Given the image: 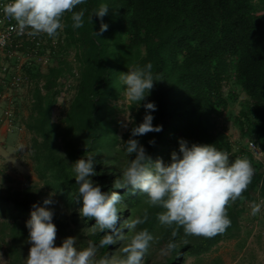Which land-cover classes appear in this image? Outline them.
Here are the masks:
<instances>
[{
	"label": "trees",
	"instance_id": "obj_1",
	"mask_svg": "<svg viewBox=\"0 0 264 264\" xmlns=\"http://www.w3.org/2000/svg\"><path fill=\"white\" fill-rule=\"evenodd\" d=\"M100 3L110 8L103 18L108 29L96 37L93 31L99 32L100 19L94 16L91 21L90 14ZM81 8L88 11L79 29L72 27L71 13H65L64 46L54 62L45 70L34 66L25 71L31 99L24 125L33 135V158L43 187L29 184L21 190L4 186V181L0 187V213L6 215L0 221V249L6 250L9 264H25L31 247L26 227L31 206L42 204L53 192L55 202L50 207L57 246L67 237H76V247H87L88 241L96 244L103 235L92 228L94 219L78 214L82 205L76 201L78 185L71 166L86 152L97 159L93 179L103 186L102 191H117L123 197L117 228L148 207L146 194L112 188L129 159L121 145L131 137L133 125L121 140L114 103L122 99L119 73L128 72L132 65H153L156 83L142 104L155 102L154 125H162L163 130L136 137L153 161L170 163L181 139L189 145L216 144L230 154L235 145L221 118L240 94L247 99L234 115V125L242 139L256 140L264 151V0H86L75 10ZM68 85L73 96L55 122L53 110ZM138 106V102L129 106L137 124L145 115L142 105ZM151 140L155 143L150 144ZM235 155L250 161L253 177L241 196L225 206L230 225L213 236L186 235L182 226L159 222L157 213L163 208H149V218L138 230L147 228L155 239L142 264H226L222 256L211 255L214 248L232 239L239 240L237 250H243L255 233L244 226L242 221L250 219L243 214L250 202L253 207L264 200V173L263 164L247 149L238 148ZM255 217L264 228V210ZM129 233L130 229H123L124 235ZM170 241L176 245L171 250L167 248ZM122 246L123 241L104 245L97 258L106 253L111 257Z\"/></svg>",
	"mask_w": 264,
	"mask_h": 264
},
{
	"label": "clouds",
	"instance_id": "obj_2",
	"mask_svg": "<svg viewBox=\"0 0 264 264\" xmlns=\"http://www.w3.org/2000/svg\"><path fill=\"white\" fill-rule=\"evenodd\" d=\"M85 2L86 0H7L0 11L17 22L16 26L21 33L29 30L33 36L46 33L49 37H54L58 35V30L65 27L63 18L66 12L71 13L74 29L83 27L85 12L88 10L75 9ZM109 11L107 3H100L92 9L91 21L94 16L100 19L99 32L93 31L94 36L98 37L107 31L108 25L103 18ZM71 55L69 59L73 62L74 54ZM128 69L126 73H119L123 92L118 103L126 106L138 102L137 108L142 105L145 115L142 122L137 124L132 112L124 107L121 126L127 128L129 124L133 125L131 137L121 145L129 159L125 161L121 174L112 182V188L126 189L133 195L137 192L146 194L145 203L148 207L143 210L142 215H132L117 228V214L120 212L118 205L122 203L123 197L117 191H102L103 186L93 179L97 176V159L94 154L86 152L85 156L71 166L78 185L76 201L82 205L78 214L83 218L94 219L92 228L100 230L103 235L96 244L88 241L87 247H76V237H67L57 246V227L53 222L54 211L50 207L55 202V194L50 193L42 204L37 202L31 206L30 219L26 222L29 230L27 243L31 247L28 257L24 259L25 264H142L155 237L147 228L138 230V226L147 222L148 209L157 206L164 209L157 213L159 222L167 226H182L186 235L213 236L230 225L225 206L229 201L240 197L251 183L253 169L250 161L246 157H236L230 161L229 153L218 149L216 144L189 145L183 139L179 141V151L171 154L170 163L166 164L162 159L153 161L144 145L136 139L149 132L159 133L163 130L162 125H154L153 113L158 110L155 102L142 104L156 83L153 65L149 62L145 65H132ZM72 96L73 91L70 89L65 98L62 99L60 95L56 107L62 101L65 104ZM243 140L245 149L252 153L248 149L247 140L256 144L257 141L249 137ZM149 143L154 144L155 141L151 140ZM257 145L264 155L262 148ZM256 160L263 164L264 173V160ZM261 207V203H254L253 214L260 212ZM125 228L130 229L128 235L123 234ZM175 234L174 231L173 235ZM121 241L123 246L114 255L110 257L106 253L97 258L100 247ZM175 246L170 241L167 248L171 250Z\"/></svg>",
	"mask_w": 264,
	"mask_h": 264
},
{
	"label": "rangeland",
	"instance_id": "obj_3",
	"mask_svg": "<svg viewBox=\"0 0 264 264\" xmlns=\"http://www.w3.org/2000/svg\"><path fill=\"white\" fill-rule=\"evenodd\" d=\"M69 94L72 95V92ZM30 99V85L25 83L16 92V95L12 97L16 117L15 125L13 127H6L0 124V187L3 181L5 182L4 186L19 188L21 190L29 184H39L43 187L42 180L36 172L37 162L33 158V135L26 130L24 125V121L30 111ZM246 99L244 94H240L239 100L231 104L228 111L221 118L226 135L231 143L235 145L234 150L229 154L230 161L236 158L235 153L238 151V148H245V141L241 138L238 128L234 125L233 117L239 113L241 102ZM119 101L114 104L118 108V121L120 123L118 126V135L123 140L125 133L132 126V124H129L127 128L121 126V122L124 121V107L125 110H129L131 103L126 106H121L118 103ZM69 102L70 99L65 104L62 101L60 106L54 109L53 120L55 122L59 121L64 115V112L69 107ZM6 104L7 99H0V117L2 115V109ZM230 111H232L233 115H231ZM262 202L264 200L260 199L257 203H261V209L264 210V203ZM251 208L252 203L250 202L248 204L249 211L243 214L245 219L249 218L250 220H243L242 222L244 226L254 228L255 233L247 241L243 250H237L240 241L232 239L221 243V248H214L211 257L222 256L226 264H264V228L259 227L261 225L258 224V220ZM5 216L0 213V221H3ZM259 231L263 235L260 239H258ZM0 264H9L7 252L2 248L0 249Z\"/></svg>",
	"mask_w": 264,
	"mask_h": 264
},
{
	"label": "built area",
	"instance_id": "obj_4",
	"mask_svg": "<svg viewBox=\"0 0 264 264\" xmlns=\"http://www.w3.org/2000/svg\"><path fill=\"white\" fill-rule=\"evenodd\" d=\"M5 3L7 0H0V7ZM16 25L14 19L6 17L0 11V88L3 90L0 99H7L0 124L6 127L15 125L12 97L23 84H28L26 69L36 66L45 70L64 46V29L58 30V35L54 37H49L46 33L33 36L29 30L21 33ZM70 86L61 93L62 99L66 97ZM247 144L256 159L264 160L261 149L254 141L247 140Z\"/></svg>",
	"mask_w": 264,
	"mask_h": 264
}]
</instances>
